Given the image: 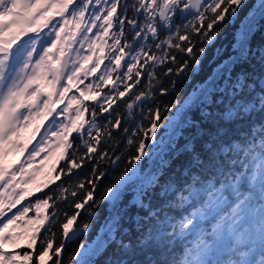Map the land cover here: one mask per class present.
Instances as JSON below:
<instances>
[{
    "label": "snow or ice",
    "instance_id": "snow-or-ice-1",
    "mask_svg": "<svg viewBox=\"0 0 264 264\" xmlns=\"http://www.w3.org/2000/svg\"><path fill=\"white\" fill-rule=\"evenodd\" d=\"M244 4L245 0H0V264H65V241L90 229L87 223L76 226L80 210L105 203L111 210L102 226L104 235L87 247L81 244L69 264H95L94 258L113 245L110 264H137V253L147 251L156 259L146 264H264V0L259 20L246 17L233 33L230 48L217 50L215 67L195 90L196 96L183 103L157 102L146 111L138 103L171 95L179 86L177 79L160 82L153 71L157 65H176L167 67L164 77L200 68L220 27L234 20ZM258 32L257 46L253 38ZM24 36L28 39L21 40ZM177 52L190 59L178 62ZM142 74L148 77L147 90L133 91ZM89 77L92 83L85 84ZM103 85L109 90L103 91ZM117 101L126 108V116L114 107ZM60 103L65 106L57 115L64 120L57 123L53 117L56 131L51 135L65 166L55 176L50 172L34 190L47 188L61 175L69 177L68 185L61 182L34 205L17 208L33 189L21 187L27 183L23 164L17 169L4 157L26 147L13 139L22 126L41 110L44 118L53 116ZM188 105L199 109L200 124L198 129L193 124L184 144L182 167L188 175L177 185L162 179L170 164L163 157L155 171L146 172L141 165L164 143H156L158 130L179 126L163 113L174 108L180 112ZM129 121L131 128L125 126ZM74 134L79 144H74ZM117 136H126L134 153L124 160L125 149L109 160L117 168L123 161L124 167L96 198L95 181L106 176L96 164L108 157L100 148L118 143ZM37 154L33 150L29 159ZM86 159L93 161V178L72 183L73 169L81 168ZM70 198L76 211L61 216L59 204ZM188 204L193 206L186 214H171ZM31 208L36 215L25 219ZM210 215L216 222L207 231L200 225ZM193 234L195 239L188 241ZM254 235L261 246L259 261L248 258L253 247L240 251L245 241L255 244ZM21 241L29 250L22 254L15 251ZM224 244L235 258L211 259ZM176 245H183L179 255L174 253Z\"/></svg>",
    "mask_w": 264,
    "mask_h": 264
},
{
    "label": "trees",
    "instance_id": "trees-1",
    "mask_svg": "<svg viewBox=\"0 0 264 264\" xmlns=\"http://www.w3.org/2000/svg\"><path fill=\"white\" fill-rule=\"evenodd\" d=\"M131 2V0H129ZM103 6V5H101ZM260 6V0H245L244 6L239 11L238 16L230 21L229 23L222 25L220 27L219 34L215 41L208 46L207 49V55L203 58V63L200 68H198L195 72L188 71L183 74V76H175V74H169L167 77L163 76V72L166 71V68L171 66L173 68L176 67V65H173L171 61H166L165 65H157L153 71L156 74V77L160 82L164 84H168L170 80L177 79L179 80V86L176 88L175 91L171 93V95H164V96H157L156 100L148 99L143 102H138L141 104V107L147 110L148 107H153L157 102L162 104L165 103H174L175 101H180L181 103L184 102V100L190 98L191 96H196L198 93L195 91L196 89L202 87V81L205 78L207 74L211 72V70L215 67L216 64V56H217V50L223 51L224 49H229L230 44L233 38V33L236 31V29L240 26L241 22L245 20L246 17L250 18L251 15L259 8ZM94 10V9H90ZM128 15H131V13H128ZM257 20H259V16H255ZM182 22V21H178ZM114 30L118 31V28H114ZM163 35V34H162ZM261 37L259 32L257 35L253 38V43L257 46L260 44ZM185 59H190L186 54L178 53L177 52V60L178 62H182ZM107 63V61H105ZM103 67V65H102ZM253 67L259 70V65L254 61ZM147 68V66H146ZM126 69H122L121 71H124ZM93 77H89L87 80H85V84L92 83ZM141 83L136 85L133 89V91L138 92L141 89H145V85L148 84V77L146 74H142L141 76ZM131 83V81H129ZM83 87V85H80ZM103 91H108L109 86L103 85L102 86ZM121 90H123V87L121 86ZM79 95V93H77ZM125 99H128V97H125ZM91 106L94 102H88ZM117 104L119 105L116 107V110L120 112L122 115H127V110L124 107L122 103L117 101ZM59 105V104H58ZM56 105V108L58 107ZM137 115L140 112V108H136L133 110ZM107 115V114H104ZM164 116L170 117L171 121L175 124H178V127L175 128H163L161 130H158V135L156 139V143L159 144L161 140H163L161 148L158 150L154 149L152 155L145 158L143 161V164L141 165V168L146 171H155L157 166L160 163V158L163 157L165 160L170 161V164L168 167L165 168V177L162 179H170L174 181L177 185H183L185 182V178L187 177L188 173L186 170L182 167V165L185 163V155H184V144L190 139L192 135L193 130V124H195L196 128H199L200 120L198 117L201 115L199 109L193 105H188L182 111L177 112L175 108L167 113H163ZM53 117L58 118V116L54 115L49 116L50 122L52 123ZM88 117V114H86V118ZM60 121L64 120L63 116H60ZM99 123H103L104 121L100 118H98ZM146 123V121H145ZM161 124H164V120H161ZM126 127L131 128L132 123L129 121L127 124H125ZM54 129H56L54 125ZM74 137H76L73 142L74 144H79L80 140L78 138V134H74ZM85 139H87V136L85 135ZM116 140L118 143L114 144H103L100 148V151H107L108 157L99 161L96 164V167L104 171L106 173V176L103 177L100 180L95 181L98 185L96 188L94 195L96 198L100 197V193L103 191V189L111 182L112 178L118 174V172L124 167V162L122 161L120 164V167L117 168L114 165H112L109 160L114 159L116 155H119L121 152H124L125 149L127 151L125 152L124 160L127 159L128 155H131L134 153V147L127 145L126 140L127 137H121L117 136ZM165 140H167L165 142ZM56 142V140H55ZM149 145L153 143V141H148ZM57 146V145H56ZM53 154H51L50 158L48 156L46 157V160L48 162H44L42 166H44L40 170V175L37 172L40 169L41 163L44 161V156L41 160L37 161L35 160V157H32L29 162L31 164H38V167L34 170L32 174L29 175V177H32L31 179L28 178V181L31 180L30 186H32L33 189V195L27 197L26 199L21 201V204L17 205V208H21L22 206H28L29 204L34 205L37 198L43 199L44 194L50 191H54L55 188L61 183L64 182L65 186L68 185L69 177L61 175V180L56 181L54 184H50L47 188H42L40 191H35V185L42 184L46 178H48V174L51 172L52 176H55L59 174L58 170L61 167L65 166V162L63 160H58L59 155V148L52 146ZM86 151V149H81V152ZM95 156V154H92ZM153 156V157H152ZM92 160H87L79 169H73V175L71 176V182L76 183L79 180H85L92 179ZM98 174V173H97ZM87 187H91L90 185H86ZM24 188H28L27 185H24ZM184 195H187V192H184ZM71 199L68 201H64L59 204V209L61 212V216L65 212L68 214H72L76 210L71 207ZM202 202V201H201ZM195 202H193L194 204ZM193 204L185 205L183 209H176L171 214L175 215L176 217H179L182 213L186 214L187 212L192 210ZM110 207L107 203L104 205H101L98 209L97 208H91L89 205L85 206V209L80 210V215L77 220L76 226H82L83 224L87 223L90 225V229L87 232H82L80 235H78L75 238L68 239L65 241V248L63 250L62 259L65 262V264H69L70 257L74 254L75 250L81 245L84 244L86 247L88 245H92L94 241L98 239V237L103 236L104 233L102 231V226L105 224V219L108 217L110 212ZM16 209H13V212H15ZM50 211V210H48ZM90 212L96 213L95 215L90 216ZM11 215V213H9ZM36 215V209L31 208L25 219L35 216ZM216 220L215 217L210 215L207 220H204L201 222V227H203L207 231H211L213 225L215 224ZM130 226V225H129ZM20 229H16V231H19ZM55 230V229H54ZM60 235L58 233L57 239H56V245L58 246ZM195 239V235H190L187 240L192 241ZM255 244L252 245L250 241H245L240 246V251H247L248 247H253L254 251L249 254L248 258L259 261L261 259V246L259 242V238L257 235H254ZM21 246L16 248L15 251L20 252L21 254L24 251H29L25 247H23L24 242H20ZM190 246V245H189ZM113 246H109L105 251L101 252L99 255H97L94 260L95 264H110L112 258H113ZM183 250V245H176L174 247V253L176 255H179ZM160 259H164V256H160ZM230 258L234 259L235 256L230 250V247L228 244H224L220 247V249L211 257L213 260H218L222 262L228 261ZM156 259V257L153 255V252L147 251L146 253H137L136 261L137 264H146L147 261ZM51 264V262H49ZM71 264H76L75 261H71Z\"/></svg>",
    "mask_w": 264,
    "mask_h": 264
},
{
    "label": "rangeland",
    "instance_id": "rangeland-1",
    "mask_svg": "<svg viewBox=\"0 0 264 264\" xmlns=\"http://www.w3.org/2000/svg\"><path fill=\"white\" fill-rule=\"evenodd\" d=\"M47 31L48 29H44V32H47ZM28 35L31 36L33 34L29 33ZM26 39H28V36L21 37V40H26ZM73 91L75 92V90ZM75 94L77 95V93ZM68 95L70 96L72 95V93H69ZM64 106H65L64 103H60L58 107L56 108L57 111L54 112V115L58 116V118H56L57 123L60 122L59 120L60 116L57 115V113ZM37 126H39L38 131L35 130ZM54 131H56V129H54V124L50 122L49 117L44 118L43 112L41 110V114L39 116L34 115L33 118L27 122V126H22L19 129L17 136L13 137V139L16 140V142H18L21 146H26V147H24V150L22 152L16 149H12L11 151H9V154L6 157H4V161L7 165H13L17 169L21 166V163L23 164V167L25 169L24 179L27 181L26 185L28 188H32V186H30L31 180L28 181L29 175L34 172V170L38 167V164H39V163L31 164L29 162L30 160L29 157L31 153L33 152V150H35L38 153L37 155L33 156L35 157V160L39 161L44 156V161L41 163L40 169L35 176H37L38 173L40 175V170L44 167L42 166V164H44V162H48V160H46V157L48 156V158H50L51 156V154L49 153L52 152L53 150L52 146H54V148L57 147L56 142H55L56 138L51 135V133ZM46 133L47 135H45ZM166 141L167 140H165V142ZM160 148H158V150ZM41 149H44V150L41 151ZM153 156H154V153H153ZM35 176H32V177H35ZM19 179H20V176H17V180ZM24 185H21V187L24 188Z\"/></svg>",
    "mask_w": 264,
    "mask_h": 264
},
{
    "label": "water",
    "instance_id": "water-1",
    "mask_svg": "<svg viewBox=\"0 0 264 264\" xmlns=\"http://www.w3.org/2000/svg\"><path fill=\"white\" fill-rule=\"evenodd\" d=\"M259 9H260V6H259V8H258V9L252 14V16H256L257 13H258V11H259ZM252 16H251V17H252ZM251 17H250V18H251Z\"/></svg>",
    "mask_w": 264,
    "mask_h": 264
}]
</instances>
